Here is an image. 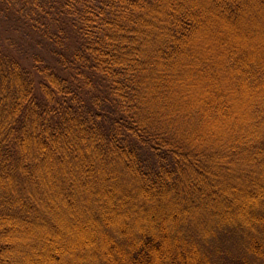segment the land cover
I'll return each instance as SVG.
<instances>
[{
	"label": "trees",
	"instance_id": "16d2710c",
	"mask_svg": "<svg viewBox=\"0 0 264 264\" xmlns=\"http://www.w3.org/2000/svg\"><path fill=\"white\" fill-rule=\"evenodd\" d=\"M261 38L264 0H0V264H264Z\"/></svg>",
	"mask_w": 264,
	"mask_h": 264
},
{
	"label": "rangeland",
	"instance_id": "374dc122",
	"mask_svg": "<svg viewBox=\"0 0 264 264\" xmlns=\"http://www.w3.org/2000/svg\"><path fill=\"white\" fill-rule=\"evenodd\" d=\"M261 41L263 43L264 42V38H261ZM126 174L128 175V173H126ZM122 184H123V186H121L120 182H117V188L120 190V192L126 191L128 193H132L131 190H130V186H132V185L134 187L138 186L133 179L129 180L127 182H123ZM223 188H225V187L223 186ZM132 194H134V193H132ZM221 198H222L223 201L228 200L227 197H221ZM74 215H75L76 219H78L77 214L75 213ZM83 217H84V220L83 221H79L78 224H77V232H78V234L77 233H73L74 232V228H73L72 224L69 222V219H68V224H67V221H66V224H65L66 227L68 225V227L72 230V233H73V235L71 236L70 243H72L76 238H80L79 235H83V236H85V238H88V237L91 236L90 233L88 232V229L89 230L91 229V225L86 222V219H87V218H85L86 214H84ZM70 219H71V217H70ZM39 237H43V235H40ZM36 238H38V237L34 236V239H36ZM36 243H38V242H35V249H33V250H30V248H27V247L31 246L30 243L23 244V246L26 247V249H28V251L26 252L25 258H30V259L34 260L35 262L39 260V256L38 255H41L40 252L38 251L39 248L38 247L36 248V246H39V245L36 244ZM32 245H34V244H32Z\"/></svg>",
	"mask_w": 264,
	"mask_h": 264
}]
</instances>
